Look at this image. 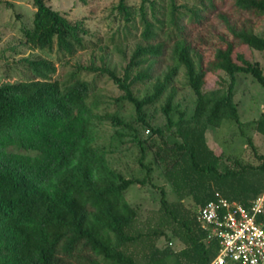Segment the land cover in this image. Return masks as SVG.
Wrapping results in <instances>:
<instances>
[{"label":"trees","instance_id":"16d2710c","mask_svg":"<svg viewBox=\"0 0 264 264\" xmlns=\"http://www.w3.org/2000/svg\"><path fill=\"white\" fill-rule=\"evenodd\" d=\"M29 1L35 11L31 27L23 31L25 44L49 50L55 45L67 54L87 46L83 21L68 20L46 0ZM233 5L240 12L264 15V0H233ZM147 7L154 11V1L140 0V37L145 45L136 46L122 77L106 67L82 70L107 75L123 93L117 101L132 104L135 121L147 131L159 137L164 130L171 131L176 140L166 146L160 163L177 201H168L160 189L155 222L141 223L124 193L131 185H144L146 179L123 177L109 166L106 152L94 146L95 120L133 132L136 129L117 115L95 113L88 103V82L73 74L62 85L51 78L56 71L52 62L25 59L32 78L0 84V264H209L218 244L206 240V232L196 220L198 209L216 194L248 206L264 191V156L250 139L248 144L260 163L234 158L232 166L205 139L208 127L219 128L226 119L240 122L234 102L236 76L249 74L264 88L259 64L242 54L234 58L235 43L230 41L215 51L205 68H197L190 46L176 43L172 50L176 65L163 78L155 75L154 65L165 48L157 40L164 24L158 19L150 21ZM115 10L126 22L133 20L126 0H119ZM175 10L172 0L171 14ZM223 20L238 45L264 51V33L257 35L251 27ZM171 21L175 22L174 14ZM178 65L184 67L187 85L195 96L193 114L185 118L180 111L178 120L172 121V87L162 108L167 124L164 130L154 129L146 120L144 107L167 90ZM139 67L143 68L131 76ZM216 71L227 77L225 85L204 90L206 73ZM150 80H155L152 93L135 97L132 86ZM254 130L264 137V112L254 120ZM133 141L140 147L141 167L149 173V166L141 162L146 150L135 135ZM186 197H191L195 212L185 208L182 201ZM161 237L169 243L177 240L183 247L178 251L168 245L159 248L156 242Z\"/></svg>","mask_w":264,"mask_h":264},{"label":"rangeland","instance_id":"374dc122","mask_svg":"<svg viewBox=\"0 0 264 264\" xmlns=\"http://www.w3.org/2000/svg\"><path fill=\"white\" fill-rule=\"evenodd\" d=\"M119 0H46V4L58 11L68 20L83 21L88 35L85 37L87 46L78 49L73 54L58 51L54 45L51 50L32 48L24 43L23 31L31 27L34 7L29 0H0V84L17 83L32 78L25 59H45L53 63L56 68L52 79L62 85L68 83L71 75L89 83L91 94L89 105L100 115H117L130 123L136 131L114 127L107 121H94L96 139L94 146L106 152L109 166L125 178L146 179L142 186L131 185L124 193L125 200L133 207L141 223L156 219L155 212L159 207L160 189L164 190L168 201H177L171 185L163 174L160 157L164 156V149L171 145L176 138L171 131L164 130L167 119L162 112L171 88L175 89L172 101L173 110L170 117L173 122L179 118V112L185 118H191L195 106V96L187 85L185 69L177 66V73L167 90L153 104L144 107L146 120L154 129H163L162 137L152 134L145 127L135 121V109L127 101H117L123 94L118 86L107 76L82 70L89 67H106L119 77L138 45H145L140 37L142 26L139 21L140 0H126L131 8L133 20L126 22L115 10ZM154 11L147 7V18L155 22H163L157 40L164 43L163 55L154 65L155 75L163 78L169 68L175 66L173 62V48L187 44L190 46L191 57L198 66L203 68L213 59L215 51L224 47L225 42H233V56L242 54L252 62L258 63L264 74V51H256L244 45H238L226 29L223 17L231 24L251 27L257 35L264 33V15L256 16L238 11L233 0H173L175 22L171 21L172 0H152ZM212 2V6L209 4ZM148 6V5H146ZM155 15V18L152 15ZM194 12L197 13L195 17ZM159 25V24H158ZM143 67L133 69L134 76ZM227 77L220 71L207 72L204 90H214L225 85ZM155 80L136 83L131 90L135 97L141 99L153 91ZM234 102L238 104L240 122L226 119L219 128L208 127L205 139L215 154L223 157L226 165L232 166V159L257 165L248 139L252 141L258 154L264 156V137L254 130V120L264 112V88L249 74L240 73L236 76ZM134 135L142 142L146 152L142 164L149 166L150 171L143 169L140 164L141 152ZM164 141L167 145H165ZM158 159H156V153ZM24 154L33 152L21 151ZM229 158L230 161H227ZM185 208L196 211L191 197L183 199ZM170 236L169 231L166 232ZM156 245L163 248L168 245L178 251L183 247L177 240L170 243L161 237ZM132 249V248H131Z\"/></svg>","mask_w":264,"mask_h":264},{"label":"built area","instance_id":"2783aa9c","mask_svg":"<svg viewBox=\"0 0 264 264\" xmlns=\"http://www.w3.org/2000/svg\"><path fill=\"white\" fill-rule=\"evenodd\" d=\"M196 220L206 240L218 244L209 264H264V191L248 206L216 194Z\"/></svg>","mask_w":264,"mask_h":264}]
</instances>
